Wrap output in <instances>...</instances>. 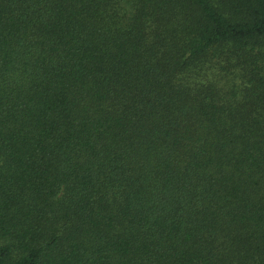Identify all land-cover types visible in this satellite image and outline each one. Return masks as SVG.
<instances>
[{"label": "trees", "instance_id": "1", "mask_svg": "<svg viewBox=\"0 0 264 264\" xmlns=\"http://www.w3.org/2000/svg\"><path fill=\"white\" fill-rule=\"evenodd\" d=\"M0 264H264V0H0Z\"/></svg>", "mask_w": 264, "mask_h": 264}]
</instances>
